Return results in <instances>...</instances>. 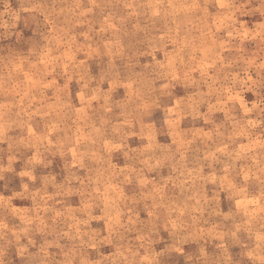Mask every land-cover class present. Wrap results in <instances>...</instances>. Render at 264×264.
Instances as JSON below:
<instances>
[{
	"label": "clouds",
	"instance_id": "clouds-1",
	"mask_svg": "<svg viewBox=\"0 0 264 264\" xmlns=\"http://www.w3.org/2000/svg\"><path fill=\"white\" fill-rule=\"evenodd\" d=\"M0 264H264V0H0Z\"/></svg>",
	"mask_w": 264,
	"mask_h": 264
},
{
	"label": "rangeland",
	"instance_id": "rangeland-1",
	"mask_svg": "<svg viewBox=\"0 0 264 264\" xmlns=\"http://www.w3.org/2000/svg\"><path fill=\"white\" fill-rule=\"evenodd\" d=\"M247 99H248V100H252V99H253V97L251 96V94H248ZM19 203H20V202H17L18 206H19Z\"/></svg>",
	"mask_w": 264,
	"mask_h": 264
}]
</instances>
